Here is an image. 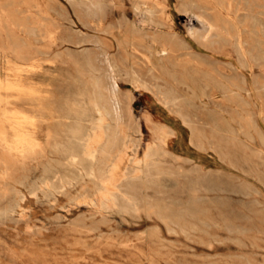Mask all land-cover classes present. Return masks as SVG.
<instances>
[{"label":"rangeland","instance_id":"obj_1","mask_svg":"<svg viewBox=\"0 0 264 264\" xmlns=\"http://www.w3.org/2000/svg\"><path fill=\"white\" fill-rule=\"evenodd\" d=\"M71 1L0 0V264H264V0Z\"/></svg>","mask_w":264,"mask_h":264},{"label":"bare ground","instance_id":"obj_2","mask_svg":"<svg viewBox=\"0 0 264 264\" xmlns=\"http://www.w3.org/2000/svg\"><path fill=\"white\" fill-rule=\"evenodd\" d=\"M247 1V0H246ZM71 2H73V0L71 1ZM77 4H74V6H76ZM93 5V4H92ZM80 6V5H79ZM79 6H77V7H79ZM96 6V5H95ZM155 6H157V5H155ZM83 7V6H82ZM87 7V6H86ZM85 7V8H86ZM99 7V6H98ZM236 7V6H235ZM74 8H76V7H74ZM84 8V7H83ZM88 8V7H87ZM92 8V7H91ZM94 8L95 7H93V10H94ZM158 9H159V7H157ZM163 8V7H162ZM78 9V8H77ZM96 9V8H95ZM99 8H97V10H98ZM146 9V8H145ZM161 9V8H160ZM224 9V8H223ZM231 9V8H230ZM82 10V9H81ZM88 10V9H87ZM90 10H92V9H90ZM93 10H92V13L91 14H93ZM96 10V11H97ZM138 10V9H137ZM147 10H149V9H147ZM163 10V9H162ZM161 10V11H162ZM203 10V9H202ZM79 11V10H78ZM99 11H100V9L98 10V13H99ZM165 11V10H164ZM163 11V12H164ZM85 12V14L87 15V13H86V11H84ZM89 13V12H88ZM104 13V12H103ZM83 14V13H82ZM155 14V12L153 11V10H149L148 11V13H146V14H144L145 15V17L146 18H148V19H153V17L155 16L154 15ZM238 14V13H237ZM247 14V13H246ZM89 15V14H88ZM94 15H95V13H94ZM204 17H205V13H203L202 14ZM202 15H200V16H202ZM210 15H212V14H209V16ZM90 16V15H89ZM99 16V15H98ZM97 16V17H98ZM140 16V15H139ZM193 16V15H192ZM198 16V15H197ZM237 16V15H236ZM91 17V16H90ZM196 17V16H195ZM211 17V16H210ZM209 17V18H210ZM94 18H96V17H94ZM145 18V19H146ZM199 18V17H198ZM208 17H207V19H209ZM212 18V17H211ZM210 18V19H211ZM100 19V18H99ZM144 19V20H145ZM155 19V18H154ZM153 19V22H154V27H155V36L153 35V34H151V35H153L154 36V38H151L152 39V41L150 42V44L148 45L146 42V44L148 45V49H147V55H146V57H147V59H148V61L150 62V63H152L151 64V67H150V69H152V70H155V68H157V65L154 63V62H152V61H154V60H156V61H159V62H156V63H162L161 64V67H163L164 68V70H166L167 72L169 71V70H167V69H165V64L167 63V60H169V63H170V59H174V58H177L178 56H181V55H177V50H176V48H177V43L175 44L176 45V48L174 47V45H171L170 44V40H171V38L173 37V36H175V35H177L175 32H174V25L173 24H166V23H164V21L162 20V18H158V19H155L154 20ZM196 19H197V17H196ZM199 19H201V17L199 18ZM98 20V19H97ZM96 20V22H98ZM143 20V21H144ZM101 21V20H100ZM150 21V20H149ZM148 21V22H149ZM152 22V21H151ZM204 22V21H203ZM211 22V21H210ZM231 22V21H230ZM257 22V21H256ZM150 23V22H149ZM206 23V22H205ZM201 25V24H200ZM144 26V25H143ZM146 26V25H145ZM201 26H203V25H201ZM210 26V25H209ZM208 26V27H209ZM242 26V25H241ZM203 27H206V26H203ZM189 28V31H190V33L188 34V35H190L191 34V36L193 37H196V38H199V33H200V31H199V33L198 32H196V31H198V29H200V28H198L197 30H196V28H194L193 29V27H188ZM210 29H209V31H212L213 33H214V35L213 36H216V35H218L219 34V26H218V23H217V19H216V21L214 22V23H211V26L209 27ZM206 29V28H205ZM134 30V29H133ZM154 30V29H153ZM204 30V29H203ZM202 30V31H203ZM208 30V29H207ZM57 31V30H56ZM132 31V30H131ZM139 31V30H138ZM188 31V32H189ZM207 32L208 31H206L205 30V34H207ZM212 32H210V33H212ZM212 33V34H213ZM150 34V33H149ZM202 34H204V33H202ZM167 36H169L168 38L170 39H166L165 37H167ZM190 36V37H191ZM204 36V35H203ZM202 36V37H203ZM145 37V36H144ZM147 37H150V36H146V39H147ZM201 37V36H200ZM205 37V36H204ZM210 37V36H209ZM217 37V36H216ZM220 37H221V35H220ZM143 38V37H142ZM178 38V37H177ZM207 38H208V36H207ZM206 37L204 38V39H207ZM211 38V37H210ZM175 40H172L174 43H175V41H176V36H175V38H174ZM179 39V38H178ZM177 39V40H178ZM209 39V38H208ZM207 39V40H208ZM183 39H181V41H182ZM188 40H189V38H188ZM127 41V40H126ZM148 41V40H147ZM171 41V43H173ZM184 41H186L187 42V40H184ZM128 42V41H127ZM137 42V41H136ZM178 42H180V39H179V41ZM236 42V41H235ZM238 42V41H237ZM188 43V42H187ZM142 44V43H141ZM180 44L181 43H179L178 45V47H180ZM130 45V47H131V44H129ZM143 45V44H142ZM182 45H183V41H182ZM181 45V47L179 48V49H181L183 46ZM185 45H187V44H185ZM184 45V47H187V46H185ZM192 45V44H191ZM194 46V45H193ZM146 47V46H145ZM183 47V48H184ZM133 48V47H132ZM182 48V50H184ZM190 48H191V46H190ZM185 50H187V48L185 49ZM189 50H191V49H189ZM184 52H186V51H181V53H178V54H182V53H184ZM242 53V52H241ZM185 55H189V53H187L186 52V54ZM249 55V54H248ZM105 56V55H104ZM108 56V55H107ZM142 57V56H141ZM145 57V56H144ZM145 57V58H146ZM183 57V55L181 56V58ZM189 57H190V55H189ZM191 57H193V56H191ZM106 58V57H105ZM188 58V57H187ZM179 59V58H178ZM143 60H145V59H143ZM175 60V59H174ZM147 62V61H146ZM174 62V61H173ZM172 62V63H173ZM112 63V62H111ZM190 63V62H189ZM143 64V63H142ZM168 64V63H167ZM171 64V63H170ZM186 64V63H185ZM145 65V64H144ZM148 65V64H147ZM169 65V64H168ZM190 65H191V63H190ZM246 65V64H245ZM109 67H110V76L108 77L109 78V86L107 87L108 89H109V92H110V99H112L113 100V103H114V112H113V115H114V124H112L111 125V127H109V129H108V131H107V138L109 139V140H112L113 142H116V141H118L119 139H121L122 138V136H123V132H122V130H123V128L124 127H126V124H127V119H126V117H125V115H124V112H123V105H122V103H123V101H122V99L119 97V89H120V83H119V81H118V79H117V76L114 74V69H113V66L111 65V64H109L108 65ZM115 66V65H114ZM129 66H131V65H129ZM133 66V65H132ZM171 66L174 68V66H173V64H171ZM185 66V65H184ZM160 67V66H159ZM168 67V66H167ZM189 67V66H188ZM140 68V67H139ZM178 68V67H177ZM161 70H162V68H160ZM176 69V68H175ZM181 69V68H180ZM170 70H172V68H170ZM156 71V70H155ZM163 71V70H162ZM152 72V71H151ZM161 72V71H160ZM135 73L137 74V75H139L138 74V72L137 71H135ZM148 73H150L149 71H148ZM156 73H158V72H156ZM166 73V72H165ZM169 73V72H168ZM171 73V72H170ZM188 73V72H187ZM159 74V73H158ZM203 74V73H202ZM109 75V74H108ZM148 75H150V74H148ZM157 75V74H156ZM218 75V74H217ZM140 76V75H139ZM170 76V75H169ZM169 76L167 75V74H165V75H161V76H159V80H160V82H158L157 80V88H158V93L160 94V96H161V98H163L165 101H166V103H169V104H176V97H174L175 95H173V88H174V86H173V84H175V82H174V80H173V84H172V82L170 81V79H169ZM184 76V75H183ZM244 76V75H243ZM120 77V76H119ZM154 77V76H153ZM200 77V76H199ZM147 78V77H146ZM171 78V77H170ZM194 78V77H193ZM208 78V77H207ZM242 78V77H241ZM244 78V77H243ZM15 79V78H14ZM242 80V79H241ZM193 81V80H192ZM152 82H153V80H152ZM201 82V81H200ZM233 81H231V82H229L230 84L232 83ZM242 82V81H241ZM12 83V82H11ZM148 83V82H147ZM180 83H182V82H180ZM186 83V82H185ZM188 83V82H187ZM193 83V82H192ZM222 83V82H221ZM234 83V82H233ZM145 84V83H144ZM152 84V83H151ZM177 84V83H176ZM184 84V83H183ZM214 84V83H213ZM220 84V83H219ZM228 84V83H227ZM153 85V84H152ZM181 85V84H180ZM191 85V84H190ZM196 85V84H195ZM218 85V84H217ZM233 85H235V83L233 84ZM8 86V85H7ZM7 86H5V87H7ZM154 86V85H153ZM176 86V85H175ZM182 86V85H181ZM186 86V85H185ZM184 86V87H185ZM197 86V85H196ZM230 86V85H229ZM232 86V85H231ZM230 86V87H231ZM155 87V86H154ZM187 87V86H186ZM194 87V86H193ZM149 88H152V87H149ZM226 88V87H225ZM15 89V88H14ZM107 89V90H108ZM154 89V88H153ZM237 89H239V88H237ZM224 90V89H223ZM21 91H22V89H21ZM25 92H27V91H25ZM32 92V91H31ZM175 92V91H174ZM6 93V92H5ZM14 93V92H13ZM18 93V92H17ZM21 93H23V92H21ZM36 93V92H35ZM28 94H30L29 93V91H28ZM78 94H80V92L78 91ZM24 95V94H23ZM32 95V94H31ZM30 95V96H31ZM22 96V95H21ZM46 96V95H45ZM48 96V95H47ZM159 96V95H158ZM202 96V95H201ZM87 97V96H86ZM80 98V97H79ZM226 99V98H225ZM64 100V99H63ZM93 102V101H92ZM234 102V101H233ZM236 103H237V101H236ZM67 106V105H66ZM72 106H74V105H72ZM85 107V106H84ZM192 107V106H191ZM78 108H80V107H78ZM81 109H82V107H81ZM52 112V111H51ZM54 112V111H53ZM64 112V111H63ZM71 112H73V113H75V114H77L78 113V110L76 109V106L74 107V108H72V111ZM80 112V111H79ZM87 112H89V111H87ZM100 112V111H99ZM58 114H60V113H58ZM81 114H82V112H81ZM97 114V113H96ZM182 115V114H181ZM29 116V115H28ZM82 116V115H81ZM100 116V115H99ZM183 116V115H182ZM93 117V116H92ZM82 118V117H81ZM186 118H188V117H186ZM101 119V118H100ZM35 120V119H34ZM57 120V119H56ZM62 120V119H61ZM67 120V119H66ZM86 120V119H85ZM94 120V119H93ZM92 120V121H93ZM103 120V119H102ZM58 121V120H57ZM71 121V120H70ZM69 121V122H70ZM78 121V120H77ZM59 122V121H58ZM75 123V122H74ZM86 123V122H85ZM100 124H101V122H99ZM73 124V123H72ZM95 124V123H94ZM93 124V125H94ZM60 125V124H59ZM102 125V124H101ZM61 126L62 125H60V128H61ZM84 126V125H83ZM70 127V126H69ZM86 127V126H85ZM62 128H64L63 126H62ZM67 128V127H66ZM84 128V127H83ZM86 129V128H85ZM64 131V130H63ZM124 131V130H123ZM68 134V133H67ZM4 136V135H3ZM84 136V135H83ZM88 137H86V139H87ZM71 139V138H70ZM76 139H78V138H76ZM80 140H81V138H79ZM79 140V141H80ZM87 140H89V139H87ZM91 140V139H90ZM71 141V140H70ZM74 141H72V143H73ZM78 143V142H77ZM82 143V142H81ZM69 144H70V142H69ZM75 144H76V142H75ZM92 145V144H91ZM71 146V145H70ZM76 146H78L77 144H76ZM85 146V145H84ZM122 146V145H121ZM123 147V146H122ZM36 148V147H35ZM67 148H69V147H67ZM121 148V147H120ZM68 150V149H67ZM84 151H85V147H84V149H83ZM74 151V150H73ZM69 152V151H68ZM80 152V151H79ZM89 153V152H88ZM23 155V154H22ZM76 155V154H75ZM93 155V154H92ZM143 157V165L142 166H144L145 168H147V167H150V165H151V162L153 161V159H152V147H151V145H148V147L145 149V152H144V155L142 156ZM75 159H76V157H75ZM74 159V160H75ZM91 160V159H90ZM79 163V162H78ZM114 166H115V164H113ZM111 166V165H110ZM113 167V166H112ZM88 168V167H87ZM125 168V167H124ZM124 170V169H123ZM55 179V178H54ZM104 182V181H103ZM69 183V182H68ZM70 184V183H69ZM63 185V184H62ZM15 189V188H14Z\"/></svg>","mask_w":264,"mask_h":264}]
</instances>
